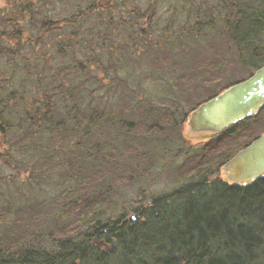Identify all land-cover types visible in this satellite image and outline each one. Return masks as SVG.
<instances>
[{
  "label": "trees",
  "instance_id": "trees-1",
  "mask_svg": "<svg viewBox=\"0 0 264 264\" xmlns=\"http://www.w3.org/2000/svg\"><path fill=\"white\" fill-rule=\"evenodd\" d=\"M46 1L47 4L56 0ZM114 1L85 0L84 8L63 18H30L29 25L36 30L33 38H26L19 28L24 20L20 17L32 13L35 9L33 3L38 2L11 0L8 17L0 20V24L11 27V31L0 30V40L8 39L11 44L8 48H0V53L13 60L12 76L8 81H0L8 82L11 90L7 99L0 98V134L16 149L3 154L5 162L14 158L12 151H16L30 162V168L34 163L36 168L43 170L47 160L71 155L57 164L66 168L64 177L67 175L71 183L55 201H60V206L78 208L75 228L64 229L65 234L58 236L52 230L42 236L31 232L26 229V224L23 226L25 218L21 224L15 222L8 233L0 234V264H264V176L249 185L237 186L228 185L214 175L215 170L236 151L231 150L232 147L225 150L224 155L220 150L212 165L196 161L186 173L189 179L178 189L148 201L137 199L131 212L123 209L120 215L110 214L112 210L109 208L119 207L114 195L122 174L118 171L115 182L108 179L111 170H119L117 160L122 157V150L141 149L140 142L133 140L136 133L144 136L147 155L148 150H161L159 145L163 146L166 139L161 140L159 134H167V131L173 132L178 149L183 150L186 142L182 126L186 115L195 108L190 107L188 111L185 108V103L190 101L188 94L192 89L210 83L218 69L217 62L208 59L200 60L199 64V59L192 58L193 54H206L217 47L224 50L225 44L234 50L235 58L242 66L247 67V76L264 64V0H204L202 4L199 2L200 5L192 1L189 9L191 23L177 33V36H184L187 29V39L179 37V51L174 48L164 51L161 46L150 44L143 51L145 44L139 48L136 39L129 38L130 41L135 39L132 42L134 49L127 46L126 54L117 51L114 58H110L109 68L111 66L114 73L105 79L116 82V89L121 87L132 94L135 92L118 75L113 59L115 63L135 65L131 66V74H135L134 69L140 72L146 69L152 79L162 82L155 85L158 93L156 105L141 99L138 101L143 104H140L126 96L124 106L128 110L115 108L116 102L107 104L110 98L102 107L98 104L91 107L96 98L89 100L87 90L90 88L85 82H95L98 77L91 75L92 69L86 62L74 57L73 53L70 56L65 54L71 43L56 46L58 55L68 56V65L64 69L58 70L54 78L46 79L39 74L46 68L45 38L47 42L52 38L54 41L59 35L55 32L63 27L80 28L79 21L86 17L110 18ZM155 5L156 0H151L144 10L134 8L129 12L135 19L130 24L132 31L146 43L160 42L152 39ZM73 33H66V40L72 39ZM114 34H105L102 43L108 40L110 46L116 45L113 44ZM28 46L32 47L30 53L33 55L23 53ZM139 53L145 56H139ZM107 54L112 56L113 51L108 48ZM158 56L163 60V66H151L152 62L159 61ZM32 59L34 68L41 67L37 73L25 68ZM93 61H97V57ZM66 69L70 70L69 75L65 74ZM155 73L158 74L154 76ZM14 80L17 81L15 87ZM27 81H31L32 87L25 85ZM41 82L47 90L40 87ZM230 84L226 82L206 99ZM100 87L97 85V89ZM180 97L185 100L183 106L174 105L180 103ZM131 100L134 104H130ZM160 104L164 108L157 107ZM26 105H30L31 110L21 112L23 118L17 121L19 110ZM37 105H42L41 110ZM262 113L264 109L232 126L234 133L240 129L239 147L264 131V120L259 121ZM250 123L254 124L253 128L247 126ZM22 124L24 127L19 129ZM245 129L257 133L244 135L241 130ZM18 131L22 133L19 139L6 137ZM42 132L53 137L37 144L39 138H34ZM224 133L219 134V139H224ZM152 135L155 145L150 140ZM63 141L66 143L61 148ZM167 142L170 145L172 140ZM58 143V147L53 146ZM102 150H115L116 155L103 154ZM98 151L102 154L101 159L95 156ZM34 203H40L37 197L28 199L26 204ZM6 204L14 208L13 202L6 201ZM34 209L37 208L30 206L26 215L28 221L37 226Z\"/></svg>",
  "mask_w": 264,
  "mask_h": 264
},
{
  "label": "rangeland",
  "instance_id": "rangeland-1",
  "mask_svg": "<svg viewBox=\"0 0 264 264\" xmlns=\"http://www.w3.org/2000/svg\"><path fill=\"white\" fill-rule=\"evenodd\" d=\"M24 1L25 3L28 2V0H20L21 3ZM33 1L38 3H33L35 9L32 11V13L27 16L20 17V19L24 20L20 23L21 27L19 28H22L26 38H33L36 34V30L31 28L29 25L30 18H63L86 6L84 5L86 3L85 0H56L47 4L46 0H42L41 2H39L40 0ZM150 1L151 0H115L110 18L98 16L87 19L86 17L79 21L80 28L63 27V29L55 32L59 33V35L54 41L52 38L51 41L47 42V38H45L47 61L44 72L42 73L39 71L40 77H46V79L54 78L58 70L64 69L66 64L68 65L66 61L68 60V56L58 55L56 53V46L71 43L72 45L70 49H67L65 54L67 53V55L70 56L73 53L74 57L86 62L88 67L92 69L90 71L91 75L98 77L97 80H94L95 82L92 80L85 82V84H87L86 86L93 90L92 92H90V89L87 90L89 94V100H94L96 98V100L92 102L91 107H94L96 104L102 107L105 103H107L106 100L110 98V101L107 104L114 105L116 102L115 108L122 109L124 107V109L127 108L128 110V107H126V105L124 106V102H126V96L133 99L134 102H139L140 104H143L142 101H138L141 99L143 101H151L152 104L156 105L158 103V93L157 90H155V85H158L159 82H162V80L152 79L150 77L151 73H149L148 70L146 71V69H144L143 72L134 69L135 74H131V66L136 67L135 65L132 64L130 66L129 64L125 63H115L112 59L113 63L116 65V68L118 67V75L122 79H125L135 92L132 94L121 87H117L116 89V82L113 83L105 79L107 76L112 77L114 73V70L111 69V66L109 68L110 58H114L117 51H121L126 54L125 50L127 46L130 49H134L132 42L135 39V42H138L136 46L139 48L145 44L143 51L148 48L147 44H150L151 46H161L164 51H168L170 48H174L175 51L181 50V41H179V37H181L183 40L187 39V29L184 36H177V33L182 32L183 29L188 27L191 23L189 10L191 2L194 1L200 5L199 2L202 4L204 0H156V5L154 7L155 22L151 27V30L153 31L152 39H159L160 42L156 43L154 41H150V43H146L139 36H135V32L132 31L130 24L135 19L132 18L134 16L129 14V12L134 8L144 10ZM21 3L19 4L20 6H22ZM10 9L11 0H0V20L6 19V17H8ZM10 28L11 27L8 24H0V30L11 31ZM72 32H74L71 36L72 39L66 40V33ZM110 32L115 33L112 36L114 40L113 42L115 43H112L116 45L110 46L108 40L106 43H102V38L106 37L105 34ZM132 37L135 39L130 41L129 38ZM10 45L11 44L9 43L8 39L0 40V48H8ZM31 48L32 47L28 46L23 50V53H27L28 55L32 54L30 53ZM108 48L113 51L112 56L107 54ZM139 56L144 57L145 55L139 53ZM192 56V58L199 59V64L201 63L200 60L207 61L209 59V61H215L218 64V69L216 70L215 75L212 77L213 80H211L210 83L207 82L203 85H200L195 89H192L193 92L191 91L190 95L188 94L190 101L189 104L185 103V108L187 111L190 109V107L196 106L200 102L204 101L208 94L213 91H217L219 88H221V86L225 85L226 82L233 84L240 79L248 77L247 67L242 66L239 59L235 58L234 50L225 44L224 50L221 47H217L216 49H211L209 53L205 54L202 52L201 55L193 54ZM96 57L97 61H93V59ZM158 57L159 61L152 62L150 64L151 66L152 64L153 67H159L160 65L163 66V60H161L160 56ZM218 57H221L224 60H221ZM33 61L34 59H32L30 63L25 66V68H31L32 73H37L41 67L38 66L37 68H34L35 66L33 65ZM221 62H223L222 66ZM12 67L13 60L10 59L9 56L0 53V81H8L10 79V76H12ZM175 69L178 70V68ZM69 71V69H66L65 74L69 75ZM158 73L153 75L155 76ZM100 79L101 82L98 81ZM30 83L31 81H27L25 85L32 87ZM13 84L15 87L17 81L14 80ZM97 85H101V87L97 89ZM40 87L44 88L45 84L41 82ZM0 88V98L7 99V94H10L11 91L9 89L8 82H0ZM44 90H47V87L44 88ZM133 101L131 100L130 104H134ZM184 102V98L180 97V103L177 102L174 105L181 104L183 106ZM41 107L42 105H40V107L37 105V108L40 110ZM157 107L164 108L162 104L157 105ZM30 110V105H26L25 108L19 110L17 121H21L23 118L21 112L24 113ZM12 115L13 112L10 118H12ZM7 117L9 116L7 115ZM263 120L264 113H262L259 117V121ZM14 122H16V120ZM254 123L258 124L259 122ZM24 124H22L19 129H22ZM253 125L254 124L250 123L247 126L253 128ZM238 131L240 134V129H238ZM241 131L244 133V135L249 136L257 133H251L250 131H247V129ZM21 134L22 133L18 131L17 133L12 135L10 134L6 137L19 139L20 136H22ZM239 134L236 135L239 137ZM159 135H161V140L166 139V142L163 145L165 147L162 148L163 146L161 144L159 145L161 150H148L147 152H149V154L147 155L144 151L147 145L145 139L143 138L144 136L136 133L133 137V140H138V142H140V145H142L141 149L130 150L129 152L128 150H122V157L117 160V166L119 167V170L113 169L109 173L107 172L108 175L110 174L108 179L112 182H115V180L118 178L119 172L122 174V179L117 183V191L115 190L116 193L114 195V198L119 202V207L116 209L109 208L110 211L112 210L110 214L120 215L123 212V209L131 212L134 207V201L137 199L143 198L144 200L148 201L152 197L169 193L178 189L189 179V174L186 173L189 169L191 170V167L194 166L196 161H199L202 165L205 163L207 165H212L211 162L214 161L216 154L220 150L208 149H217L225 142H228L227 139H224L221 140L222 142L218 146V141H215L211 144H208L207 146L202 147V145H199L197 148L191 149L188 146L189 139L184 136L187 139V145H182L183 150H180L178 149L179 144L173 138L175 137L173 132L167 131V134L160 133ZM51 136L52 135L47 134V132H42L41 135H36V138H33L35 140L39 138V141L36 142L39 144L40 141L44 142L45 138L51 140ZM169 139L172 140L171 144L173 145H169L167 142ZM150 140L154 145L156 144V141L153 140V135L151 136ZM199 142L200 141L196 143ZM65 143L66 142L63 141L61 148L65 146ZM58 145L59 143L54 144L53 146L58 147ZM239 146L240 144H236V147ZM231 147L234 150L235 145H232ZM166 148L167 150H164ZM8 150L16 149L15 147L10 146V142H5L0 134V234L4 232L8 233V230L15 222L21 224L24 221L23 218H25L23 226L26 224V229L30 230L31 232L38 233L39 236L47 234L48 230H52L53 234L58 236L65 234L64 229H74L75 224L77 223L76 214L78 212V208L74 206L72 208L65 207L63 204L60 206L58 205L60 201H55L59 200V195L65 193L69 184L71 183L69 182L67 175L64 177L66 168L64 167L63 169L62 167L57 166V164L63 162L61 161L62 158L66 159L71 155L68 157H53L52 160H47V163L42 166L44 168L42 170L40 168H36L34 163H32L34 165L33 168H30V162H27L25 160L26 158L23 157L24 155H20L16 151H12L14 158L10 159L8 162H5L3 154H5ZM155 151L157 153H154ZM107 152H109V154L112 153V155H116L115 150H102L103 154ZM221 152L223 155L226 154L225 150H221ZM98 153H95V156L101 159L102 154L99 151ZM53 165L54 168H49ZM60 166L63 165L61 164ZM214 168L212 169V172ZM127 172L130 173L132 178H130V176L128 177ZM35 197H37L40 203H34L32 205L26 204L28 199L33 200ZM6 201L13 202L14 208L13 206L6 204ZM30 206L37 208L33 210L35 218H37V226H34L32 222L28 221L29 219L27 218L26 214Z\"/></svg>",
  "mask_w": 264,
  "mask_h": 264
},
{
  "label": "water",
  "instance_id": "water-1",
  "mask_svg": "<svg viewBox=\"0 0 264 264\" xmlns=\"http://www.w3.org/2000/svg\"><path fill=\"white\" fill-rule=\"evenodd\" d=\"M264 108V65L247 79L224 88L201 103L186 119L183 134L194 142L204 141L225 128L255 116ZM264 176V133L240 149L220 168L228 185L246 186Z\"/></svg>",
  "mask_w": 264,
  "mask_h": 264
},
{
  "label": "flooded vegetation",
  "instance_id": "flooded-vegetation-1",
  "mask_svg": "<svg viewBox=\"0 0 264 264\" xmlns=\"http://www.w3.org/2000/svg\"><path fill=\"white\" fill-rule=\"evenodd\" d=\"M234 126V125H233ZM231 129H232V126L231 127H229V128H227L226 130H225V132L226 133H224L223 135V138L224 139H227L228 140V142H225L224 144H222L219 148H217V149H215V148H211V149H208V150H227L228 148H230L232 145H235V148H234V150H236V151H234V153L229 157V158H227V160H229L238 150H240V149H242V148H244L245 146H247L252 140H254L255 138H257L258 136H260L262 133H264V131L261 133V134H259L257 137H255L254 139H252L250 142H248V143H246L244 146H242V147H236V144H239L240 143V134H239V132H237V133H234L233 131H231ZM222 134V133H221ZM236 134H239V137L236 135ZM219 136H221V135H216V136H213V137H211V138H209V139H207V140H205V141H203L202 143H199V144H192V143H189V147L191 148V149H194V148H197L199 145L201 146L202 145V147H204V146H207L208 144H211V143H213V142H215V141H218L217 142V146L222 142L221 140H224V139H219ZM186 142V141H185ZM231 143H233V144H231ZM186 145H187V143H186ZM230 150V149H229ZM231 150H233V149H231ZM226 160V161H227ZM225 161V162H226ZM224 162V163H225ZM223 163V164H224ZM222 164V165H223ZM221 165V166H222ZM221 166H219L216 170H215V178H220L219 177V172H220V168H221Z\"/></svg>",
  "mask_w": 264,
  "mask_h": 264
}]
</instances>
